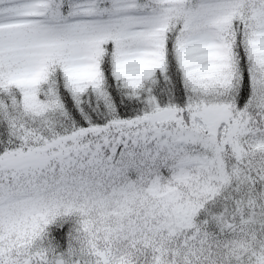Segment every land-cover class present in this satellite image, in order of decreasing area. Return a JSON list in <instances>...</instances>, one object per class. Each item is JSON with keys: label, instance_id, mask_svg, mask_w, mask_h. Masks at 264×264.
<instances>
[{"label": "snow or ice", "instance_id": "6c2138e0", "mask_svg": "<svg viewBox=\"0 0 264 264\" xmlns=\"http://www.w3.org/2000/svg\"><path fill=\"white\" fill-rule=\"evenodd\" d=\"M0 264H264V0H0Z\"/></svg>", "mask_w": 264, "mask_h": 264}]
</instances>
